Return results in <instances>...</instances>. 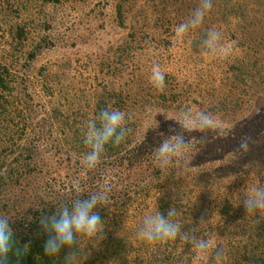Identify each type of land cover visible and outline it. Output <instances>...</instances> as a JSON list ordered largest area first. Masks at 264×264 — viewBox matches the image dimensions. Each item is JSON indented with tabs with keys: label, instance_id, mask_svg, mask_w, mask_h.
Returning <instances> with one entry per match:
<instances>
[{
	"label": "trees",
	"instance_id": "obj_1",
	"mask_svg": "<svg viewBox=\"0 0 264 264\" xmlns=\"http://www.w3.org/2000/svg\"><path fill=\"white\" fill-rule=\"evenodd\" d=\"M4 1L17 14L5 22L9 55L0 59V215L13 220L16 241L8 264H64L68 249L45 255L39 219L75 198L77 179L82 199L110 188L98 206L104 239L81 238L77 264L129 257L133 264H192L191 245L180 238L150 247L136 236L141 248L134 252L132 214L142 221L169 208L182 233L212 216L202 230H212L228 264H264V221L243 220V207H233L237 189L264 186V0H212L203 24L183 38L175 27L201 0ZM69 14L91 20L77 40L93 45L82 52L89 73L83 92L66 87L75 77L62 40ZM211 28L228 45L226 57L201 48ZM156 65L165 73L163 91L150 83ZM105 108L124 111L130 131L89 171L85 125ZM186 109L211 113L222 130L204 143L192 132L185 160L162 170L154 151ZM248 138L251 146L240 151Z\"/></svg>",
	"mask_w": 264,
	"mask_h": 264
},
{
	"label": "clouds",
	"instance_id": "obj_2",
	"mask_svg": "<svg viewBox=\"0 0 264 264\" xmlns=\"http://www.w3.org/2000/svg\"><path fill=\"white\" fill-rule=\"evenodd\" d=\"M211 8L212 0H201L194 13L175 27L176 36L183 38L198 29ZM201 48L220 57H226L230 51L228 45L222 43L221 32L215 28L207 30L201 41ZM150 83L156 90L163 91L165 73L159 65L152 69ZM127 119L124 111L105 108L96 119L86 122L84 143L89 150L83 158L85 169L89 171L97 169L106 147L110 144L119 146L125 141L130 131L126 127ZM214 129L222 130L219 121L211 113L205 111L194 113L191 109H186L175 121L171 134L163 138L155 149V161L162 170L180 164L185 160L190 134L198 131L201 134V143H204L207 140L206 134ZM245 146H251L250 138L241 141L240 151H243ZM80 183L79 179L74 181L75 198L61 202L56 206L54 214L42 215L39 219L40 226L48 234L44 244L45 255L48 258H57L63 249H68L64 264H77L76 247L81 238L98 244L104 239L105 225L98 206L109 200L110 188L105 185L96 191L88 192V198L82 199L81 194L85 191L81 189ZM235 193L237 200L233 207H243L245 210L243 220L251 217L254 223L264 221V186L241 187ZM212 194L214 198L215 194L213 192ZM175 215L176 211L173 208H169L166 214L159 210L145 214L138 225L137 237L150 247L166 245L180 238L191 245L194 253L192 264H208L209 258L212 259V264H228L227 253L218 246L212 230H202V225L211 220L212 216L209 219L202 217L199 224L182 233L181 224L173 219ZM12 221L7 215H0V264H8L16 248ZM23 247L25 253L30 251L28 245Z\"/></svg>",
	"mask_w": 264,
	"mask_h": 264
},
{
	"label": "rangeland",
	"instance_id": "obj_3",
	"mask_svg": "<svg viewBox=\"0 0 264 264\" xmlns=\"http://www.w3.org/2000/svg\"><path fill=\"white\" fill-rule=\"evenodd\" d=\"M15 6L12 4L6 3L4 0H0V59L4 55H9L5 51L8 48V39L5 37V34L7 33V25L5 22L10 23L12 20L14 21L17 18V14L15 13ZM71 18L67 23L66 26L63 29V50L65 53L71 55L72 60L74 62L71 64V69L73 74L75 75L74 81L71 79V76L69 77L72 81H69L66 83V87L70 88L71 90H78L79 92H83V90L86 88L88 90V82H89V73L86 69L85 59L83 57V50H93V45L91 42L87 44L81 45L78 39H80L82 36L86 35L88 33V29L90 28L91 20L89 18H80L77 14L76 15H70ZM7 35V34H6ZM68 39V46L69 49H67L66 40ZM93 43V41H92ZM75 44V46H74ZM87 84V87L85 85ZM87 91H85L86 93ZM89 93V92H87ZM67 182V181H66ZM144 211H148V207L144 209ZM136 214H132L130 219V226L132 228L131 231V241L133 242V248L134 252L136 250L140 249L141 247L136 244V236H137V228H138V222L135 220ZM140 240V239H139ZM143 251L148 250V246L145 245L142 248ZM151 253V249L149 250ZM134 253H132L133 255ZM112 264H133V257H129L126 260L123 259H116L112 262ZM135 264V263H134Z\"/></svg>",
	"mask_w": 264,
	"mask_h": 264
}]
</instances>
